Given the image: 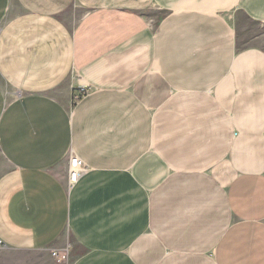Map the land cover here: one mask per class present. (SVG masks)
Segmentation results:
<instances>
[{"label":"crops","instance_id":"0c3cea01","mask_svg":"<svg viewBox=\"0 0 264 264\" xmlns=\"http://www.w3.org/2000/svg\"><path fill=\"white\" fill-rule=\"evenodd\" d=\"M68 244L264 264V0H0V264Z\"/></svg>","mask_w":264,"mask_h":264},{"label":"built area","instance_id":"2783aa9c","mask_svg":"<svg viewBox=\"0 0 264 264\" xmlns=\"http://www.w3.org/2000/svg\"><path fill=\"white\" fill-rule=\"evenodd\" d=\"M81 95L76 97V100H80L83 96L88 93V89L82 88L80 91ZM89 168L78 158L73 157V166L71 172L70 182H76ZM70 252L71 245L68 244L62 249H54L51 251V257L56 264H69L70 263Z\"/></svg>","mask_w":264,"mask_h":264},{"label":"rangeland","instance_id":"374dc122","mask_svg":"<svg viewBox=\"0 0 264 264\" xmlns=\"http://www.w3.org/2000/svg\"><path fill=\"white\" fill-rule=\"evenodd\" d=\"M147 15L148 16H151V20L153 21V24L152 25H155L157 20L159 18H161L163 16L162 13H160L159 10H150L147 12ZM73 157L74 155L70 152L67 157H66V161H65V165H64V173L67 174L68 176V179H71V172H72V166H73ZM4 254L3 253H0V256H3ZM53 259V258H52ZM2 262V260H1ZM38 264H45V263H38ZM53 264H56L55 262Z\"/></svg>","mask_w":264,"mask_h":264}]
</instances>
